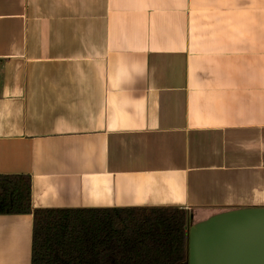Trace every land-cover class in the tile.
I'll list each match as a JSON object with an SVG mask.
<instances>
[{
  "label": "crops",
  "instance_id": "crops-1",
  "mask_svg": "<svg viewBox=\"0 0 264 264\" xmlns=\"http://www.w3.org/2000/svg\"><path fill=\"white\" fill-rule=\"evenodd\" d=\"M0 175L33 209L264 208V0H0Z\"/></svg>",
  "mask_w": 264,
  "mask_h": 264
},
{
  "label": "trees",
  "instance_id": "trees-1",
  "mask_svg": "<svg viewBox=\"0 0 264 264\" xmlns=\"http://www.w3.org/2000/svg\"><path fill=\"white\" fill-rule=\"evenodd\" d=\"M5 215H32L31 264H187L180 208L33 209L30 176L0 175Z\"/></svg>",
  "mask_w": 264,
  "mask_h": 264
},
{
  "label": "water",
  "instance_id": "water-1",
  "mask_svg": "<svg viewBox=\"0 0 264 264\" xmlns=\"http://www.w3.org/2000/svg\"><path fill=\"white\" fill-rule=\"evenodd\" d=\"M187 264H264V208L229 210L189 226Z\"/></svg>",
  "mask_w": 264,
  "mask_h": 264
},
{
  "label": "rangeland",
  "instance_id": "rangeland-1",
  "mask_svg": "<svg viewBox=\"0 0 264 264\" xmlns=\"http://www.w3.org/2000/svg\"><path fill=\"white\" fill-rule=\"evenodd\" d=\"M188 220H189V216H188ZM188 220H187V222H188ZM194 223H196V221L195 220H193V221H190V223H188V227L189 226H191L192 224H194ZM188 229V228H187Z\"/></svg>",
  "mask_w": 264,
  "mask_h": 264
}]
</instances>
